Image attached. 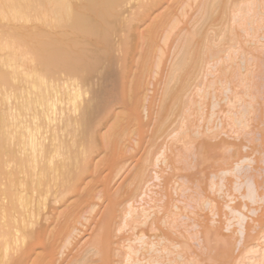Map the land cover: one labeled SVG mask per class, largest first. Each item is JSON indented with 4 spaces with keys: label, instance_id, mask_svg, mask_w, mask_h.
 <instances>
[{
    "label": "bare ground",
    "instance_id": "obj_1",
    "mask_svg": "<svg viewBox=\"0 0 264 264\" xmlns=\"http://www.w3.org/2000/svg\"><path fill=\"white\" fill-rule=\"evenodd\" d=\"M147 2L143 3L141 1L142 5L138 3L139 5H136L137 9L143 6L142 10L144 11L141 10V7L139 11L141 10L144 15L148 13L152 16L153 13L150 12V7H161L164 3L167 7L169 0H149ZM260 2L261 0L259 1L260 6L264 4L263 1ZM121 3H123V0H0V264H115L116 262L117 264H128L129 261L131 264H192V262L193 264H199L195 260L199 259V256L191 253L196 257L192 259L188 256L190 254L187 255L188 252H185L191 245L186 248L184 244V249L181 247L183 245L181 241V245H179L184 250L177 248L178 250L175 249L174 253L171 248L177 247L176 243L178 241L175 246L168 244L174 242V240L176 241L179 237L178 240H180L182 237L179 236L182 231H178L179 234H174L176 221L179 220L176 215L181 213L182 207L181 210L177 209L180 208L177 207L179 203L176 206L175 202L177 200L173 203L174 199H172L175 191L178 192L177 190L174 191L177 186L171 187L173 189L172 195L166 188L167 183H170V177L166 176L164 178V181H167L164 185L167 192L163 191L167 194L164 193L167 199L162 195L163 203L158 201V199L161 200L159 197L151 200L154 202L156 200L162 204L161 206L159 203L156 204L157 210L154 207L157 202H153L152 206L148 204V206L137 207H134L130 202L132 191L140 187V184L144 185L147 180L145 178L148 175H146L148 171L146 169L149 165L147 161L151 158L148 155L149 158L147 159V150L152 147L147 149V146L151 144L149 138L152 136L151 133V136L149 135L147 130L152 129L149 126L153 124L152 117L154 113L152 112L153 109L155 110L153 100H155V96L157 98L155 94H157L158 89H156L157 85L154 83V86H156L151 87L153 81H144L140 77L138 63L134 62L133 57L127 55L129 53L126 51L128 46L125 48L127 43H124L126 45L124 50L122 48V52L119 50L118 45L117 51L119 50L120 56L118 54L116 57L113 54L116 47L112 39L113 35L115 36L120 30L127 31L128 28L130 30V27L133 26H130V19L134 20L135 14L138 15L136 9L135 12L131 11V13L134 12V15L130 13L127 17L122 15V9L119 7ZM157 7L154 10L158 9ZM241 12L239 11L240 14L236 13L241 15ZM143 13L140 12L141 16ZM148 14L146 15L147 18ZM245 14L242 13L243 17L240 16L239 21L245 18ZM136 20H138V16ZM244 20L243 22L250 24L249 20H247L249 23L246 22V19ZM241 21L238 24L240 26L243 23ZM246 26H244L245 31H247ZM136 28L139 29L137 25L134 29ZM225 28L221 26V32L216 34L217 31H214L215 33H213L216 34L217 38V35L224 38L223 31L225 30V33H228L232 30L229 29L226 32L227 28ZM242 29L244 30L243 27ZM233 31L230 33H234ZM219 33H222V35L220 36ZM230 33H228L230 39L226 34L227 39L224 38L226 41L232 39L234 34L230 35ZM180 34L179 32L178 35ZM207 35L209 33L205 35V40L209 39L207 37L210 35ZM213 36H211L212 39ZM216 37L213 41L212 39L209 41L210 44L213 45L212 42L218 41H216ZM120 38L122 40V37ZM221 39H219L220 43H222ZM219 41L218 44H220ZM209 42H206V46ZM220 45H216V47L219 48ZM261 45L264 46V44ZM206 46L203 43V47L206 48ZM262 46L259 49L260 53L264 52ZM214 47L213 45V47L208 48L215 51ZM221 48L222 46L213 53H221L223 51ZM207 51L211 50L208 49ZM134 56H136L135 53ZM171 64L172 69L175 63L172 62ZM165 65L166 63L163 64V67ZM148 85L153 89L154 94L149 93L152 96L148 95V92H152L151 88L148 90ZM87 90H89V94L84 97V92ZM162 98L165 99L164 96ZM160 103L159 108L161 107ZM156 106L158 109V104ZM163 107H167V105ZM243 108L241 107V110ZM244 111L245 109L242 112ZM234 112L232 114L235 117ZM242 112L240 113L241 116ZM212 115L210 113L211 117H213ZM238 116L237 114L236 118L238 119L236 120L240 121L241 117ZM234 117H231L232 120ZM209 118L210 121L211 118ZM236 120L233 121L237 122ZM188 122L190 123V120L187 121L186 118L184 120L180 119V124L193 126L191 125L193 122L191 124ZM154 124H160L159 128L152 125L154 130L160 129L164 125L160 120L157 123L154 122ZM211 124L212 128L215 127L214 125L217 126L216 122H211ZM207 125L209 126V124ZM181 126L183 127V125ZM177 127L179 128V125ZM215 128H219V126ZM173 129V132L177 130ZM187 129L193 132L192 128V130L188 127ZM188 130L189 137L190 132ZM196 130L198 131V128H195L191 134L197 136L191 135L190 138L192 137L194 142L196 140L198 145L200 140L197 141V138L200 130L195 133ZM172 131L169 130L170 133ZM179 131L180 129L177 130L178 135L181 133ZM183 132H186V130H183ZM187 133L184 135L185 138L181 135L184 133L180 134L182 138L179 137L182 142V139L186 143L188 141L187 145L191 147L189 150L187 149L188 151H184L188 147L185 142L184 144L179 139L184 144L182 145L178 143V138H176L177 140L173 138L175 146L180 144L176 148L183 153V155L180 154L177 151L178 149L174 148L173 145L171 146L174 148L172 152L178 162H182L186 152L189 153L192 149L193 151L196 150L194 147H197V153L192 151L195 156L200 155L203 150L205 153L210 151V146L207 145H211V148L215 145L218 148V141H213V143H217L212 147L213 143L207 144L203 138H200L202 144L204 142L202 146L200 145L202 148L200 151L198 150L199 146H196V144L194 146L193 142L191 143L192 139H187ZM210 137H208L209 142ZM222 141L224 142V139ZM223 142L220 141V144L224 145L226 141ZM204 145L208 148H205ZM225 145H228V143ZM180 146L185 147L182 150ZM205 149H208V151L206 152ZM174 151H177L182 159L178 160L180 156ZM202 153L201 157L203 154L205 155V153ZM173 156L170 155L172 159ZM169 160L170 162H168ZM169 160L165 163H177L175 158L173 161ZM190 160L188 161L190 162ZM184 161H187L186 158ZM189 162L188 164L191 163ZM176 169L175 171L172 169L173 173L178 174V177L181 176L179 172L182 168L179 172L177 171L179 168ZM184 170L185 174L188 176L191 174L193 177L191 175L188 177L182 170L180 173H183L186 177L185 180V177L182 176L187 188L184 185L185 183L181 186H185V189H191L193 181L195 185L198 184L199 186L197 177H194L196 174L193 175L190 173L191 171L188 172L187 170L186 172V169ZM187 177L190 179H187ZM191 177L197 180L194 179L191 182ZM187 180L191 182L190 185L189 182L187 184ZM181 183H178V185L180 186ZM249 183L244 182L247 187L244 193H246L248 199L254 201L258 197V194H256L257 189L254 186L252 189L251 183ZM259 184H261L263 190L260 191L264 192V184L262 185L261 182ZM259 184L258 186H260ZM193 187V192L200 188L195 189V186ZM262 192H259V194ZM244 193L243 195H245ZM188 194V196H193L194 193ZM201 194L200 196L203 195ZM194 195L196 196V194ZM188 196L186 200L184 199L185 201L191 200ZM200 196L195 197V201ZM260 197L263 198V193ZM120 198L121 201L123 199V201L128 202L123 203L124 209H122V204L120 205L121 202L119 203ZM177 198L179 199V197ZM147 203H150V201ZM117 204L121 206L120 210H123V212L121 210L123 215L118 213L120 215L117 216V212H120ZM226 206L230 212H234V215L237 214L235 215L237 220L242 222L239 226L244 224L243 215L235 207H233L234 210L232 206ZM151 207L155 209V211L151 210L153 214L150 213ZM194 213L196 212H192L194 220L199 218L201 221L204 220L203 222L198 220L195 222L200 226L201 235L205 236L204 232H206L207 237L205 238L207 241L210 240L207 234L211 230L206 225L207 223L210 225L208 216L204 217V215L198 214V218V216L194 217ZM184 214L186 220L191 216V213L189 217L187 214L188 218H186V214ZM150 215L152 217H149ZM119 216H121L122 223L125 224L126 222L125 226H127V222L134 228L136 225L141 228L145 224L143 227L147 226L146 231L154 230L153 232H155V230H158L159 232L156 231L157 234L155 232L154 235H151L152 233L147 235L145 228H141L147 236L141 233L142 235L140 234L136 238L137 242L140 243L137 247L134 246L135 243L137 245L136 241L134 244L127 241L130 243L126 244L127 251L121 254L124 255V263H122L123 261H116L117 256H113L114 252L118 251V249L114 250L115 247L112 243L115 239L116 242L119 239V237L116 236L117 238H115L113 235L115 233L113 231H117V226V229L120 230L121 221L116 222V218ZM184 217L181 219L183 220ZM255 217V219H252L253 222H246L250 224V227L246 225L247 228L243 231H248V234L245 233L247 239H245V235L244 237L241 235L243 240L245 239L244 242L246 241V244L243 243L244 246H241L242 251L245 250L248 254L250 253V256L246 257L240 254V250L239 254L233 253L237 245L232 235L236 230L234 229V233L232 232L231 235L227 236L228 239L223 238L221 226H219V230V223L217 222L218 224L214 226L215 223L213 225L212 221L213 227H217L218 232H221V237L218 235L220 243H216L220 264H264V212L262 211ZM238 221L237 223H239ZM182 222V224H186L184 221ZM114 223H117L115 229H113ZM192 224L194 223L186 224V227L188 225L190 228ZM192 226L194 227V225ZM172 227L173 234L170 233L171 230L169 231ZM198 228L195 227L194 231ZM217 230L215 231L217 232ZM260 230L263 231L262 234ZM117 234L116 232L115 235ZM196 234L201 237L199 232ZM213 234L211 233V235ZM173 235H176L177 238H174ZM182 235L184 238L185 235ZM122 236L120 237L121 240ZM197 241L204 244L199 242V246H206V243L201 239ZM119 243L117 244L119 245ZM202 246L200 248L201 252L203 251ZM205 248L207 249V246ZM192 249L193 251L189 250V253L190 251L194 252V248ZM122 250L125 251L123 248ZM196 250L199 251V248ZM196 254L199 255V253ZM187 256L189 259H187Z\"/></svg>",
    "mask_w": 264,
    "mask_h": 264
},
{
    "label": "rangeland",
    "instance_id": "obj_2",
    "mask_svg": "<svg viewBox=\"0 0 264 264\" xmlns=\"http://www.w3.org/2000/svg\"><path fill=\"white\" fill-rule=\"evenodd\" d=\"M141 1H143V3L144 2L146 3L149 0H123V3H121V5L119 6L122 9V10L120 9L122 11V15L126 17L129 15V13L134 15V12L136 10H138V15L135 14V16L133 17L135 18L134 20L130 19L131 20L130 26L133 25L132 27H130L131 28L130 30L129 28L128 30L126 29L127 31L120 30L116 33L115 36L113 35L112 38L114 41V45L116 46L115 49L113 48L114 49L113 54L115 56L116 55L118 56V54L120 53L119 50L122 52V48L124 50L128 46L126 51L129 53L127 54L126 52V54L130 57H133L134 62L138 63L140 77H142L144 81L147 80L153 81L151 82L152 84L151 83L149 84H151V87L154 86V84H156L157 85V86L155 85L157 87L156 89H158L156 91L157 94H155L157 95V98H155L156 97L155 96L154 97L155 100H153L155 105L152 102L153 107L155 106V110L153 109L152 112L154 113L152 117L153 124L150 125L151 127L149 126V128L152 129L147 128L149 129V131L147 130V132H149V135L151 136L152 134L153 136V137L151 136V138L148 137L151 144L147 146V149H149V147L151 146L152 147L149 150H147V156L149 155L151 157V158H149V156L147 157V159L148 158L150 159L147 161V163L149 164V165L147 164L148 167L146 169V171L148 170L146 173V175L147 174L148 175L145 177L147 180L144 185L140 184V187L132 191L130 195V202L134 205V207L148 206V204L152 206V203L154 201L151 200H153V198L158 199L157 197H159L161 198L162 201L159 199L158 201L163 203L164 201L162 199L163 198L162 195H164V198L167 199V197H165L166 194L165 192L167 191L164 189L165 188L164 185H166L165 183H167V181L165 182L164 178L166 176L168 178L170 177L171 179L169 180L170 183H167L170 187L166 185L167 186L166 188L171 194L173 190L172 188L174 186L175 187L177 186L176 187L177 189L175 188L174 191L177 190L178 192L176 191L175 193L173 192L175 197L174 196L172 197L171 196L172 194L171 195L168 194L172 197V199H174L173 203L175 202V200H177L175 202L176 206L179 203L177 207L180 208L177 207L175 208L181 210L182 207V211L186 210L183 211L186 214V218H188L191 215L189 217L191 220L189 218L188 220H186L185 217L183 216L184 213L181 211L180 213L181 216L180 214L176 215V217L178 216L179 219L177 220L180 221V223L182 221H184L186 224L194 223L192 224L194 225V227L190 225L191 227L189 228L188 225L186 227V224H182L183 222L181 223V225L180 223H178V221H176L177 223L175 222L176 226L174 227L175 229L174 234H179L180 232L178 233V231H182V233L179 234V236L181 235L182 237L180 240H178L180 238L179 237L178 239H176V241L174 240V242L168 243L169 245L172 244L171 246L173 245L175 246V243L178 241V243H176V245L178 246L177 247L175 246V248L173 247L174 249L171 248V250L175 253V249L176 251L178 249L183 251L185 247L188 248L191 245L188 250H185V252L187 251L188 252L187 255L190 254L191 256L190 255L188 256L192 259L196 258L195 256H193L194 254L196 256H199V259H195L196 262H198L199 264H220L221 261H219L220 259L217 256L216 243H220L221 232L220 231L218 232V230L216 229L217 227L216 228L213 227L214 223H215L214 226H216L219 223L218 229L220 228L219 226H221L220 229L222 230L223 238L228 239L227 236L231 235L230 233L232 232L234 233V229L236 230L234 233L235 236H233L234 235L233 234L232 237L235 240L237 247H235L234 251L232 249V251L233 253L235 252V254L236 253L239 254L240 253L239 250H240L241 251L240 254H243L246 257L250 253L248 254L247 252H245V250L242 251L241 246H244L246 244L245 243L246 241L244 242V240L247 239L246 235L248 234L247 233L248 231L247 232L246 231L243 232V231L244 229L246 230L247 228L246 225H249L250 227V224H247L248 223L247 221L253 222L252 219H255L256 218L255 216H258V214H260L262 211L264 212L263 209L264 192H262L263 190L261 189L262 188L261 184H259L260 182L262 183V185L264 184V64H263L264 52L262 51L260 53L259 50L262 46L261 44H264V6H263L264 4H261L262 6L261 7L259 4L260 0L258 1L257 0H169L167 7L165 5L166 3H164L163 6H161L162 5L161 4L160 5L161 7L156 6L158 8L156 10H154L156 7H150L151 9L150 12L153 13L152 16L145 11V14L146 13L148 14V18H147L146 16L147 14L144 15V13L142 12L144 11L142 10L144 8L143 6L142 7L140 6L142 11L141 10L139 11L140 7L139 9H137L136 5L138 3L142 5ZM262 1L264 2V0H261V2ZM152 9L154 10V12H152L153 11ZM244 10H246L247 12H245ZM131 11L134 12L131 13ZM239 11H242L241 15H239L240 14ZM140 12L143 13L142 16ZM236 12H238L239 14ZM243 12L244 14L246 13L244 19H246V22H248L247 20H249L250 24H246L245 22H243L245 21L243 19L242 21L240 20L241 22H243L241 23L240 26L238 25L240 24L239 19L240 16H242ZM233 14L236 15L238 14L239 17H237L238 15L236 16ZM246 15L249 17V19L247 18ZM131 16L129 17L131 18ZM137 16H138V20H136ZM244 23H245L244 26L249 25L246 26L247 31H245V27L243 26ZM136 25L139 27V29L138 28L134 29ZM221 26L222 28L225 27L227 28V29L225 28L226 32H228L227 30L229 29L234 30L233 31L234 33H230L232 30L228 33H230V35L234 34L233 37L235 36L236 38L235 37L233 38L231 36L232 39L226 41L227 39L226 34L228 36L229 34L225 33V30L224 31L222 30L224 32L223 37L226 39L221 37L222 39H224L222 40L219 37V35H217L218 38L221 39L222 41V43H220L219 39L216 37V34L218 32H221L220 30ZM234 27L236 28L238 33L236 32ZM242 27L244 28V30L242 29ZM133 29L136 30L135 31L136 33L134 32ZM214 31L215 32L217 31L216 34H214L215 33ZM179 32L181 33L180 35H178ZM208 33L210 36L207 35L209 36L207 37L209 39H206L208 40L206 41L205 35ZM211 33L216 37V41L218 40L219 43L221 44V45L218 44V41L215 43L212 42L213 45L215 46L213 49L217 51L220 48V46H222L221 49L223 51L221 50L222 51L221 53L217 52L218 54H215L213 53L215 51H212V48H208L210 46L213 47V45L210 44L209 42L212 39ZM221 35L222 33L220 34V36ZM214 36L212 41L215 39ZM120 37H122V40ZM203 40H205V42H203ZM206 42H209L207 43L208 46H206ZM124 43H127V45ZM203 43H205L206 48L203 47ZM118 45L120 49L117 51ZM216 45H220L219 48L218 46L216 47ZM207 48L211 51H207L208 50ZM262 49L264 50V46H262ZM134 53L136 56H134ZM172 62H174L175 64L171 69L172 66L170 65H172L171 64ZM164 63H166V65L163 67ZM151 87L150 85H148L147 86L148 90ZM152 88L150 89L152 92L147 91L148 95L149 93L154 94ZM88 94H89V90L84 92V97H87ZM151 94L149 96H152ZM163 96L165 97V99L162 98ZM162 99L164 100L162 101ZM159 103L161 105L160 108H159ZM156 104H158L159 110L157 109ZM164 105L165 106L167 105V107H163ZM241 107H244L243 108V110L245 109L244 112H242L243 110H241ZM235 109H237L236 112L238 113L234 112ZM185 110H188L189 112ZM238 110L242 112L243 117L240 114L241 112ZM232 112L235 113V117L234 114H232ZM210 113L213 114L212 115L213 117L210 116ZM237 114L241 117L240 121L236 120L238 119L236 118ZM209 116L211 118L210 121L208 120ZM231 117L232 118L234 117V119L237 122H234L233 121L234 119L232 120ZM185 118L187 119V121L190 120V123L188 122L189 124L193 122V124H191L193 126L190 127V125L184 124L185 122L183 124H180V119L184 120ZM143 119L145 120L144 117ZM158 120H160L164 125L163 127L161 126L162 128L160 127V129L154 130L153 129L154 125L157 128H159L158 126L161 124L160 122L159 125L154 124V122L157 123ZM211 122L214 123L216 122L219 128H215L217 127L216 125H214L215 127L212 128L210 126ZM207 124H209V126L212 128L211 131ZM178 125L179 128L178 127L177 128L180 129L181 133H184V134L180 133L184 138L186 137L184 135H186L188 130L187 127L189 129L192 128L193 130L192 129L191 130L193 132L195 128H198V131L200 130L199 131L200 134L198 135L197 138V141L200 140L199 141L200 143L198 145H197L198 142L196 143L195 139L194 142L192 137L190 138L191 135H194V137H196L197 135L195 136V134H191L193 132L188 130L190 132V136L188 137L189 133H187V139L190 140L192 139L191 143L193 142L194 146L195 144L196 146H199L198 150L200 151L202 149L201 146L204 144V142L207 144L209 143L212 144L213 141L216 140L220 144V141L223 142L222 141L223 139L224 142L225 141L226 142L225 143L223 142L224 145L221 143L220 144L221 147L218 144V148L217 146L214 145L217 142L213 143L212 147L214 145L213 147L214 149L211 148V145L206 144L208 147L210 146L209 147L210 151H208V149L207 150L205 149L206 152L208 151L207 153H205V151L203 150L204 152L203 151L202 152L205 153V155L201 152L204 155V156L202 155V157L200 152H199L200 155L198 156L196 155L197 157L195 156L193 152L195 151V153H197L196 152L197 147H194V149L196 148V150L193 151L192 149L189 151L190 154L186 152L185 154L186 156L184 155V157L187 160L186 162L184 161L185 158L182 160V162L181 161L178 162L177 158L175 157V154L172 152L174 148L179 147L180 145L177 144V146H175V144L173 143L174 139L178 138V140L176 139L178 143L182 142L181 141L182 136H180V134L178 135L177 132L178 129L176 128V126ZM181 125H183V127L184 125H186L187 127L185 126L186 128L185 127L183 128ZM196 125H198V127H196ZM211 125L213 126V123ZM173 128L177 130L173 132L172 131ZM182 129L186 130V132H183ZM169 130L172 131V133H170ZM198 131L196 130L195 133ZM204 136H207L206 137L207 139ZM208 137H210V142L208 140ZM200 138H203L205 140L204 141L202 139L204 141L203 144ZM179 139L181 142L179 141ZM176 140L175 143L177 142ZM182 140H183L182 143L184 142L186 143L184 139ZM187 143L186 146H188ZM191 143H189V145H191ZM227 143L228 145H225ZM172 145L174 148L171 147ZM206 145H204L205 148L207 147ZM184 147L185 146H183V148ZM190 148L191 147L188 146L184 151H188ZM177 151H179L180 154L182 153L180 152L181 151L180 149H178ZM177 151L174 152L176 153ZM179 153L178 155L180 156ZM170 155L173 156V159L175 158L176 160L175 162L177 163L175 164H170L167 162L165 163V161H168L169 159L173 161ZM178 155L176 156L178 157ZM167 156L170 158H168ZM180 158L182 159V157L180 156L178 157V160H180ZM188 160H190L191 163ZM168 162H170V160ZM188 162L190 164H188ZM236 165L238 166V168L240 166V168L238 169ZM175 167L177 169L179 168V170H177ZM174 168L178 172L181 170L180 168H182L184 174H185L184 169H186V172L187 170L188 172L191 171L190 173H192L193 175L196 174V176L194 175V177H197L198 180L196 178H192L193 176L191 174H189V176L187 174L185 175H187L188 177H190L191 175L192 176L191 182L192 180L195 179L197 180V182H199V186L198 184L195 185L194 181H193L194 184L193 183L191 184V182L187 180L186 181L187 184L189 182V185L191 184L193 189L192 188L185 189L184 188L185 186L184 187L181 186L182 184L185 183L184 182L186 180L185 175L183 173L182 174L180 173L182 172L181 170L179 172V175L181 176L179 177L182 179H180L177 176L178 174L173 173L172 169L175 171ZM182 176L185 177L184 181ZM176 177L178 178V180ZM188 177L187 179H190ZM182 181L183 183H181ZM244 182L247 183L250 182L252 189L253 186L257 189L256 190L254 188V192L256 190L257 193L256 192L255 193L258 194L257 195L258 197L254 195L255 193L253 194V196L257 197L256 200H254L255 199L254 198L253 199L254 201H252V199L250 200V198L248 199L246 197V193L244 192H246L247 187L244 184ZM178 183H181L180 184L181 187L178 185ZM258 184L260 186H258ZM184 185H186V183ZM193 186H195V189L200 187L199 188L200 190L199 189L197 190H199L198 192H201L202 189L201 193L203 195L200 193L202 195L200 196L198 192L196 193L197 190L193 192L194 190ZM163 190H165V192ZM192 192L196 194V196ZM259 192L263 193V198L260 197L262 193L259 194ZM188 193L193 194V196L192 195H191L192 197L188 196L189 195ZM243 193L245 195H243ZM176 196L179 197V199ZM187 196L190 197L191 200L185 201L187 199ZM198 196H200V198H198L195 201L196 199L195 197ZM119 200H120L119 203L121 202L120 205L122 204V209H124L123 208L125 207L124 204L128 202L127 201L125 202V200L123 201V199L121 201V198ZM149 201L150 203H147ZM158 201L155 200V202L157 203L154 202L155 203L154 207H156V204L158 203L160 206L162 205ZM226 205H229L230 207L232 206V208L235 207L236 210L243 215L244 224L241 225L242 227L244 226L245 228L244 227L240 228L241 225L239 226V224L242 222L237 220L235 216L237 214L235 213L234 215V212L233 213L230 212L229 208ZM117 206H119V204H117ZM120 207L121 206L117 207L118 210H120ZM152 209L155 211V209L151 207L150 209L151 214H153L152 213L153 211L151 212ZM121 210L120 212H117V216L120 215L118 213H121ZM192 212H196L194 213L195 214L194 217L198 216L199 218L198 214H201V216L204 215V217L208 216L209 219L208 222H210V225L209 223H207L206 225L209 227V230H211L207 234L208 238H210V240L208 239L209 242L205 238L207 237L206 232H204L205 236H202L200 233L201 232L200 226L197 223H195L197 220L199 222H203L204 220L202 219L203 221H201L200 218H199L200 220L197 218H195L197 220H194L192 218L193 216ZM121 215H123V213H121ZM149 217H152V215H150ZM183 217L184 219L182 220L181 218ZM118 218H116L117 220L116 222L119 223L121 216H119ZM192 219L194 220V222L192 221ZM204 219L206 220V218ZM148 220H150V218H148ZM120 221H121L119 225L120 230L117 229L118 226L116 228L117 231L112 230L113 233L115 232L114 234L112 233L115 236V238L119 237V239H117L116 242V239L114 241L113 240L114 238L112 237L113 238L112 240L114 241V243L112 244L113 247H115L114 250L118 249V251L117 250L116 251L119 254V255H115L117 253L116 251L115 252L113 251L115 253L113 256H117V258H115L116 261L122 262L124 255L121 254L127 251L126 244H130L127 241H130L131 243L133 242L132 244H134L135 241L137 242L136 238L139 237L141 233L145 235V233H143L142 230L143 228H145V232L147 235L151 233H152L151 235H154V233L156 231L158 232V230H155V232H153L154 230L146 231L147 226L143 227L145 224L143 226L141 225L142 226L141 229L139 228L140 226L137 227L138 225H136L134 228L128 222H127V226H125L126 222L124 224L122 223V219ZM212 221H213V225L211 224ZM237 221L239 223H237ZM116 224L115 223L113 224L114 225L113 229H115ZM136 227L137 229L139 228L141 231L139 232V229L137 230ZM195 227L196 228L199 227L198 230L200 231L198 230H196L197 232L194 231ZM231 229L232 231L230 232ZM215 230H217L219 234ZM169 231L170 233L172 232L173 234V227L169 229ZM116 232L119 234V236L118 234L115 235ZM195 232L196 233L199 232L201 237L197 235ZM211 233L214 234L211 235ZM182 234L185 235L184 238ZM218 235L220 237H218ZM241 235L243 237L245 235L244 240ZM121 236L123 237L122 240L120 238ZM175 236L174 238H177ZM197 236L200 238H198ZM196 237L197 240L201 239L202 241H204V243H206L207 249L205 248L206 246L203 247L201 245L203 247L202 250L204 252L200 251L201 246H199V242L201 244L203 243L201 241L198 242L195 239ZM234 237H236L240 241L238 242V240ZM184 239L187 241V244ZM183 240L185 243L183 242ZM236 241L238 242V244ZM118 242H120L119 245L117 244ZM180 243L183 244L181 247H183L184 249L180 248L181 245ZM135 244L134 246L137 247L140 243L137 242V245ZM121 247L125 249V251L122 250ZM191 247L194 248V252H192L193 249ZM198 248L199 251L196 250ZM189 250L192 251H190L189 253ZM195 251L196 253H199V255H197ZM191 253H193V255ZM202 253L204 254V257ZM188 256L187 259H189ZM201 256L203 258H200ZM115 259L113 258V261ZM122 263H124V261ZM115 264H117V262Z\"/></svg>",
    "mask_w": 264,
    "mask_h": 264
}]
</instances>
